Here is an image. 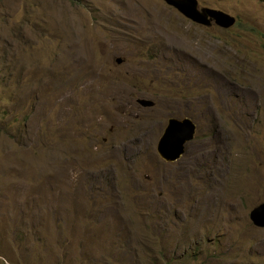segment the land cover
Wrapping results in <instances>:
<instances>
[{
	"label": "rangeland",
	"instance_id": "374dc122",
	"mask_svg": "<svg viewBox=\"0 0 264 264\" xmlns=\"http://www.w3.org/2000/svg\"><path fill=\"white\" fill-rule=\"evenodd\" d=\"M198 4L236 25L0 0V264H264V1ZM183 116L171 164L156 145Z\"/></svg>",
	"mask_w": 264,
	"mask_h": 264
},
{
	"label": "water",
	"instance_id": "95a60500",
	"mask_svg": "<svg viewBox=\"0 0 264 264\" xmlns=\"http://www.w3.org/2000/svg\"><path fill=\"white\" fill-rule=\"evenodd\" d=\"M175 7L182 15L193 22L211 26L216 23L223 28H231L236 24V16L213 7L199 8L198 0H164ZM143 106H153L150 98L137 99ZM196 134V123L191 117H169L167 125L157 143V152L167 161L178 159L185 152V144ZM250 219L259 226H264V200L250 210Z\"/></svg>",
	"mask_w": 264,
	"mask_h": 264
},
{
	"label": "clouds",
	"instance_id": "9594fccd",
	"mask_svg": "<svg viewBox=\"0 0 264 264\" xmlns=\"http://www.w3.org/2000/svg\"><path fill=\"white\" fill-rule=\"evenodd\" d=\"M162 1H164V0H162ZM165 2V1H164ZM165 4L168 6L169 4H167L166 2H165ZM168 7H172L173 9H176L175 7H173L172 5H169ZM201 7H203V6H199V8H201ZM209 7V6H208ZM177 10V9H176ZM178 11V10H177ZM179 12V11H178ZM180 13V12H179ZM229 13V12H228ZM184 16V15H183ZM235 16V15H234ZM185 17V16H184ZM187 18V17H186ZM237 18V17H236ZM190 20V19H189ZM196 23V22H195ZM236 23H237V21H236ZM198 24V23H197ZM213 24H216V23H213ZM212 24V25H213ZM199 25H201V24H199ZM211 25V26H212ZM217 25V24H216ZM236 25V24H235ZM234 25V26H235ZM202 26H205V25H202ZM219 26V25H218ZM205 27H209V26H205ZM223 28V27H222ZM225 29H228V28H225ZM118 60H120V58L118 59ZM140 98V97H139ZM146 98V97H145ZM151 99V98H150ZM153 100V99H152ZM138 101V100H137ZM155 101V100H154ZM183 117H185V116H183ZM189 117V116H188ZM182 118V117H181ZM192 118V117H191ZM193 119V118H192ZM194 121V120H193ZM195 122V121H194ZM196 123V122H195ZM165 129V128H164ZM196 129H197V124H196ZM162 135V134H161ZM160 138V137H159ZM159 140V139H158ZM158 143V142H157ZM185 148H186V144H185ZM156 150H157V145H156ZM158 153V152H157ZM159 155V154H158ZM183 155V154H182ZM179 159V158H178ZM166 162H173V161H176V160H170V161H167V160H165ZM263 201V200H262ZM253 208V207H252Z\"/></svg>",
	"mask_w": 264,
	"mask_h": 264
},
{
	"label": "bare ground",
	"instance_id": "6f19581e",
	"mask_svg": "<svg viewBox=\"0 0 264 264\" xmlns=\"http://www.w3.org/2000/svg\"><path fill=\"white\" fill-rule=\"evenodd\" d=\"M77 43V42H76ZM79 46V45H78ZM210 68V67H209ZM209 85V84H208ZM224 108V107H223ZM207 147V146H206ZM203 149V148H202ZM198 150V149H197ZM206 151V150H205ZM197 155H199L200 157H204V153H202V152H199ZM207 157V156H206ZM215 160V159H214ZM216 165V164H215ZM220 166V165H219ZM212 167V166H211ZM226 179V178H225ZM173 201V200H172ZM182 205V204H181ZM159 209V208H158ZM155 210V209H154ZM60 215V214H59Z\"/></svg>",
	"mask_w": 264,
	"mask_h": 264
},
{
	"label": "flooded vegetation",
	"instance_id": "af4514ba",
	"mask_svg": "<svg viewBox=\"0 0 264 264\" xmlns=\"http://www.w3.org/2000/svg\"><path fill=\"white\" fill-rule=\"evenodd\" d=\"M169 6V5H168ZM202 26V25H201ZM119 58H117V60H118ZM118 62H120V60L118 61ZM140 97V96H139ZM139 97H137L136 98V100L139 98ZM144 97V96H143ZM171 164H174L175 163V161H173V162H170Z\"/></svg>",
	"mask_w": 264,
	"mask_h": 264
},
{
	"label": "trees",
	"instance_id": "16d2710c",
	"mask_svg": "<svg viewBox=\"0 0 264 264\" xmlns=\"http://www.w3.org/2000/svg\"><path fill=\"white\" fill-rule=\"evenodd\" d=\"M262 1H264V0H262Z\"/></svg>",
	"mask_w": 264,
	"mask_h": 264
}]
</instances>
